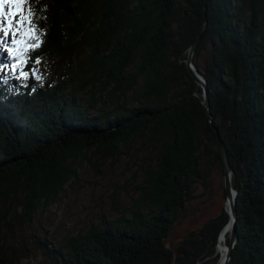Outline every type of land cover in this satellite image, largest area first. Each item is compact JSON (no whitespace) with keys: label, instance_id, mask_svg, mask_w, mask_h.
<instances>
[{"label":"trees","instance_id":"16d2710c","mask_svg":"<svg viewBox=\"0 0 264 264\" xmlns=\"http://www.w3.org/2000/svg\"><path fill=\"white\" fill-rule=\"evenodd\" d=\"M29 8L40 44L26 54L28 71L52 59L65 70L40 87L0 79V264L28 252L2 232L13 238L30 225L87 153L135 143L155 159L127 215L63 245L32 244L49 264H216L226 211L174 248L167 240L196 184L215 170L224 176L218 135L237 191L228 264H264V0H27ZM205 15L193 62L211 121L185 64Z\"/></svg>","mask_w":264,"mask_h":264},{"label":"rangeland","instance_id":"374dc122","mask_svg":"<svg viewBox=\"0 0 264 264\" xmlns=\"http://www.w3.org/2000/svg\"><path fill=\"white\" fill-rule=\"evenodd\" d=\"M35 30L36 35H39L37 27ZM20 38L19 35L13 37L11 34L4 37L0 31V51L3 54L0 79L9 82L14 80L23 86H28L30 79H34L35 85L39 87L45 82L53 85L62 79L65 68L63 65L58 68L60 65L55 59L39 61L32 72L28 71L25 63L23 71L28 73L27 79L20 77L19 72H12L11 65L17 62L18 57L10 56L8 48H15L12 41ZM24 39L28 43H35L27 37ZM8 60L11 63L8 64ZM72 77L74 79V75L68 79L71 81ZM93 91L100 94L98 87H93ZM85 158L76 178L68 183L55 200L40 205L30 225L14 228L11 231L13 238L10 235V238L5 237L2 232L3 239L28 243L27 256L20 254L14 264H49L32 244L33 237H46L55 245H63L69 238L84 234L91 227H102L127 215L145 183L144 171L155 159L154 154L139 143L120 148L113 155L96 149L87 153ZM225 200L223 177L215 170L208 184H196L193 196L191 193L167 244L176 247L183 238L191 232H197L207 221L223 215L227 208ZM216 251L218 254L217 244Z\"/></svg>","mask_w":264,"mask_h":264},{"label":"water","instance_id":"95a60500","mask_svg":"<svg viewBox=\"0 0 264 264\" xmlns=\"http://www.w3.org/2000/svg\"><path fill=\"white\" fill-rule=\"evenodd\" d=\"M206 28H207V17L205 15L203 18V23H202L200 33L188 49L185 64L188 68L189 73L194 78L196 84L202 90V93L200 96L198 94H196V95H198L200 97L202 105L204 106V108L206 110V114L208 116V119L211 121L206 80H205L204 76L201 75L197 71V69L193 63L195 50H196L197 46L199 45V43L203 37V34L206 31ZM215 131L217 132V128H215ZM217 135H218V132H217ZM218 148H219V153H220V156L222 159L223 169H224L223 183H224L225 199H226L225 202H226V205L228 206V210L226 212L228 215V222L225 224V226L223 227V229L219 233L218 240H217V246H218V242H219L220 237L227 231L229 232V234H228V243H227L226 247L223 249L224 253L222 255V258L220 259V256H219L216 264H228L230 261V258H231L232 251H233L235 244H236V241H237V232H236L237 218H236V211H235V202H236L237 191L232 186V170L230 167L226 147H225L223 141L219 138V135H218Z\"/></svg>","mask_w":264,"mask_h":264},{"label":"snow or ice","instance_id":"6c2138e0","mask_svg":"<svg viewBox=\"0 0 264 264\" xmlns=\"http://www.w3.org/2000/svg\"><path fill=\"white\" fill-rule=\"evenodd\" d=\"M27 0H0V18L3 24L0 25V31L4 37L11 34L13 37L19 35L20 39H13L12 43L15 48H8L9 55L17 58L16 63L11 65L12 72H19L20 77L27 79L28 73L23 71L25 53L29 48H37L40 44V36L36 35L35 26L32 21L33 12L31 8L24 12V5ZM18 17V18H17ZM27 37L35 43H28L24 38ZM39 63V61H37ZM35 74V73H33Z\"/></svg>","mask_w":264,"mask_h":264},{"label":"bare ground","instance_id":"6f19581e","mask_svg":"<svg viewBox=\"0 0 264 264\" xmlns=\"http://www.w3.org/2000/svg\"><path fill=\"white\" fill-rule=\"evenodd\" d=\"M227 206V205H226ZM226 212L228 210V206L227 208H225ZM228 234L229 232H225L221 238L219 239V243H218V254L220 255V259L222 258V255L224 253L223 249L226 247L227 245V238H228Z\"/></svg>","mask_w":264,"mask_h":264}]
</instances>
